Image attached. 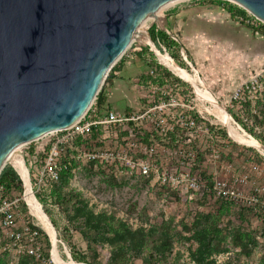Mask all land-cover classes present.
<instances>
[{"label": "rangeland", "instance_id": "374dc122", "mask_svg": "<svg viewBox=\"0 0 264 264\" xmlns=\"http://www.w3.org/2000/svg\"><path fill=\"white\" fill-rule=\"evenodd\" d=\"M219 1L221 0H181L163 8V12L165 13L167 9L209 4L223 7L222 4L218 5ZM233 4L237 5L236 3ZM237 6L241 8L239 5ZM153 21L154 19L150 18L144 27L151 28L150 25ZM143 42L147 43L148 40L146 39ZM135 47H142V45L138 41H134L127 52ZM161 47L164 48L162 52L160 51L162 54H157L161 63L163 62L162 65H165H163L164 67L167 65L176 69L172 65L175 62L176 66L186 69L193 76L197 75L191 70L190 62L192 63V60L186 51L181 50L178 59H176L164 45H161ZM150 51L154 54L151 49ZM183 51L184 55L187 56V60L182 54ZM167 55L169 56L168 59ZM155 58L159 62L156 55ZM181 61L184 65L180 63ZM194 67L197 68L195 65ZM190 79L193 81V78ZM263 87L260 86L259 89L262 90ZM211 93L214 99L232 115L236 124L234 125L230 119L226 118V123L237 139L231 136V130L222 122L212 116L209 117L211 121L218 122L217 126L224 139L223 144H220L224 147L223 158L226 161L234 162L239 169L257 167L258 171L256 175H253V178L256 180L257 185L264 184V142L255 138L248 130V126L252 127L254 122L253 117L249 116L257 111H251L250 115H243L233 107L230 101L227 102L225 98L220 99L213 92ZM236 130L248 141L254 140L256 144L239 137ZM255 131L260 133L262 130L256 128ZM44 140L45 138L38 139L22 145L16 151L25 166H29L27 156L29 150L33 146H41ZM8 164L12 166L10 162ZM63 181L68 185L65 188V193L71 196L78 195L80 205L75 203L78 200L75 198L71 204L68 203L66 208L60 205L54 192L46 195L45 192L37 193L35 187L33 188L41 208L37 202L36 205L50 223L53 236L43 228L31 213L25 200L26 187L24 183L22 193L18 191L13 193L14 196L23 199L16 209L18 214L16 215L17 227L21 229L26 221H29L33 227H37L39 234L35 241L44 249V252L47 249L49 250L50 260L38 261L25 253H21L14 240L8 235L10 230L0 226V263L60 264L57 259L58 255L67 264H84L80 258L85 257L86 259L95 257L100 264H111L112 251L121 249L123 252L129 246L135 245L137 240H133L134 238L149 237L158 226L166 225L172 232L171 251L164 256L162 255V257L159 256L156 259V264H264V216L252 214L251 211L244 210V207L235 205L223 210L219 203L221 200H209L199 193H180V199L171 198V193L167 190L152 185L148 181L139 177L122 175L106 166L90 162L81 163L77 171L72 176L63 179ZM60 185H62V181L58 183V186ZM198 202L205 203V206H200L201 210L196 207ZM80 208L86 214L76 213L77 209ZM195 211L198 214L213 216L210 226L217 229V235L220 239V242L214 246V249L218 251L211 253L204 259L198 256L199 242H197L193 230V226L197 221L193 218ZM87 218H90V222H92V219L100 218L101 230L96 231L91 224L88 225L85 222ZM106 221H108V224ZM81 223H85L87 226L80 228ZM103 227H106V229ZM85 230L95 236V240L91 239V243L81 232ZM98 233H102V239L105 237L106 239L97 242L96 238H100L96 237ZM133 235H135L134 238H132ZM24 239L28 240V235H25ZM53 241H55V246ZM92 241H94L93 246ZM68 253L72 258L68 256ZM134 264H143V260L135 259Z\"/></svg>", "mask_w": 264, "mask_h": 264}, {"label": "built area", "instance_id": "2783aa9c", "mask_svg": "<svg viewBox=\"0 0 264 264\" xmlns=\"http://www.w3.org/2000/svg\"><path fill=\"white\" fill-rule=\"evenodd\" d=\"M244 10V16L236 17L264 33V21ZM260 76L237 89L230 102L244 88L249 89V84L260 87ZM137 88L142 94L138 109L101 112L96 98L74 124L41 138H45L42 145L34 147L42 154L27 153L32 190L35 187L37 193L48 195L63 170L75 173L81 163L93 162L182 194L199 193L209 200L264 210V184L257 185L253 178L257 167L239 169L223 158L220 144L224 139L218 122L209 117L221 121L193 85L170 69L165 73L150 68ZM22 200L4 196L0 188V226L10 230L8 235L21 253L39 258L41 246L35 241L39 231L29 221L21 229L17 227L16 209Z\"/></svg>", "mask_w": 264, "mask_h": 264}, {"label": "water", "instance_id": "95a60500", "mask_svg": "<svg viewBox=\"0 0 264 264\" xmlns=\"http://www.w3.org/2000/svg\"><path fill=\"white\" fill-rule=\"evenodd\" d=\"M178 1L0 0V173L18 147L78 121L134 41L161 63L151 28L170 34L163 8ZM227 1L264 21V0Z\"/></svg>", "mask_w": 264, "mask_h": 264}, {"label": "crops", "instance_id": "0c3cea01", "mask_svg": "<svg viewBox=\"0 0 264 264\" xmlns=\"http://www.w3.org/2000/svg\"><path fill=\"white\" fill-rule=\"evenodd\" d=\"M165 14L169 35L182 45L204 85L218 98L230 101L244 83L264 73V33L224 7H180ZM142 47L127 52L107 81V109L127 111L141 106L137 84L147 75L151 61Z\"/></svg>", "mask_w": 264, "mask_h": 264}, {"label": "trees", "instance_id": "16d2710c", "mask_svg": "<svg viewBox=\"0 0 264 264\" xmlns=\"http://www.w3.org/2000/svg\"><path fill=\"white\" fill-rule=\"evenodd\" d=\"M223 5V7L231 13L232 16H244L246 11L242 8H239L237 5H234L233 3L229 1H219L218 5ZM151 34L153 36V39L158 42L161 45H164L168 50L171 51V55L178 59L181 50H182V45L173 39L167 32L157 30L155 26L151 28ZM142 53H148L150 57V63L149 67L157 69L159 71H163L165 73H169V70L167 72V68L164 67L162 64H160L156 58L155 55L150 51V48L148 46L142 47ZM180 59V58H179ZM122 58L114 65V67L111 69L110 73L113 74V72L116 70L118 64ZM182 65L183 62H180ZM109 80V79H108ZM258 85L264 86V73L262 76L258 78ZM250 88L246 89L244 88L242 91L239 92L238 97L236 99H233L232 105L233 107H237L239 105V113L246 115L251 113V111L256 110L259 113H255L250 115L249 117H253L254 122L253 126L250 127L248 126L249 132L254 135L255 138L258 140L264 142V87L262 90L259 89L257 86V89H254L253 86L255 84H249ZM97 102L99 105V108L101 112H105L108 110L106 108V103H107V85L104 86V88L98 93L97 95ZM256 128L261 129L262 131L260 133H257L255 130ZM29 153L32 156H38L42 153H38L37 149L33 146L30 150ZM89 163V162H88ZM93 163V162H90ZM96 164V163H94ZM73 175V172L71 169H65L63 170L60 181H62V185L58 186V183L56 184L55 188L51 193H55V196L57 200L59 201L60 205L64 206L67 208L68 203L73 202L75 198L78 200L75 201L76 204L80 205V199L78 195H70L65 193V188L68 187L67 184H65V181L63 179H66L67 177H70ZM145 181H148L147 179L141 178ZM149 182V181H148ZM158 186V185H156ZM161 189L167 190L169 193H171L170 197L174 198L176 197L177 199H180L181 195L179 192L173 190L169 186H159ZM0 188L1 191L3 192V195L8 197V198H14V191H18L22 193L24 191V185H23V180L21 179L20 175L18 172L15 170V168L9 164H7L4 169L0 173ZM176 192V193H175ZM13 195V196H12ZM204 198L205 196L202 195ZM70 200V201H69ZM209 204L211 202H208ZM220 203V207L225 209H229L231 206H235L236 204L228 201V200H222ZM74 205V206H78ZM200 206H205V203L198 202L196 203V207L199 209L201 208ZM237 206V205H236ZM239 206V205H238ZM244 207V210L251 211L252 214H259L264 216V210L260 209L259 207ZM201 210V209H200ZM195 211L193 213V218L194 220H197L196 223L193 226L194 234L196 236L197 242H199V248H198V256L201 259H204L205 257H208L211 253L218 251L214 249V246L220 242V239L218 238V233L216 228H212L210 226V221L213 218L205 215V214H198ZM76 213L78 214H86L84 210L77 209ZM89 214L92 215L91 212ZM217 220H219L218 216H216ZM100 219V218H99ZM98 218L96 220L92 219V222H90V218H87L85 222L95 228L96 231H100L102 227H100L101 221ZM204 220V221H203ZM108 224V221H106ZM83 226H87L85 223H81L80 228H83ZM106 229V227H103ZM34 229H37V227H34ZM38 230V229H37ZM39 231V230H38ZM84 237H86L89 242L91 243V239L95 240V236L91 235L88 230L81 231ZM92 233V231H91ZM102 233H98L96 237L97 242H102ZM135 235L132 236L134 238ZM171 238H172V232L170 228L166 225H161L158 226L157 229L153 230L152 233L149 235V237H139V239L134 238L133 240L135 241L134 246H129L125 251L122 252V250H114L112 251V257H111V264H134L135 259H141L143 260V264H156V259L159 258V256L162 257V255L168 254L171 250ZM92 241V246H93ZM122 252V253H121ZM75 258L79 259L75 255H73ZM32 258L38 260V261H45V260H50V253L49 250L47 249L44 252V249L41 247V257L37 258L35 256H31ZM83 260L84 263L87 264H100V262L97 260V258L93 257L92 259H86L85 258H80ZM200 260V259H199ZM3 264V263H0Z\"/></svg>", "mask_w": 264, "mask_h": 264}, {"label": "bare ground", "instance_id": "6f19581e", "mask_svg": "<svg viewBox=\"0 0 264 264\" xmlns=\"http://www.w3.org/2000/svg\"><path fill=\"white\" fill-rule=\"evenodd\" d=\"M146 27H143L140 32L138 33V35L136 36L137 38L140 39V41H145L146 39L142 36L141 33H143L144 29ZM157 53L162 54L160 51H158L156 48H154ZM164 56V55H163ZM169 58V56L167 55V59ZM163 63V62H162ZM174 67H176V69L174 68H169L171 69V71H173L176 75H178L180 78H182L183 80H185L186 82L190 83L191 85H193L195 87V89L198 91V93L206 100H208V102L211 104V106L208 107V109L210 111H212L217 117L218 119L228 128L231 130V136L235 137L236 136L233 134L232 129L230 128V126L226 123V118L230 119L234 125L235 122L233 120L232 115L227 111V109L220 103H218L214 97L213 94L210 92V90L203 84V82L201 83V79H199L198 75L193 76L192 73H189L186 69H182L178 66H176V63L173 62L172 64ZM188 77V78H187ZM193 78V81L190 78ZM236 133L239 137L247 140L245 137H243L240 132L238 130H236ZM237 139V138H236ZM248 141V140H247ZM250 143H254L256 144V142L253 141H248ZM21 147V146H20ZM18 147V149L20 148ZM17 149V150H18ZM16 150V151H17ZM16 151L14 153H12L9 158H8V162H10L11 164H13L17 171L20 173V175L25 179L26 181V201L27 204L30 207V211L31 213L37 218V220L40 222V224L43 226V228L51 235L53 236V231L51 228L50 223L45 219V217L43 216V213L41 212V210L37 207L36 202L38 203L39 207L41 208V204L38 201L37 197L35 196L31 184L29 183L28 180V168L27 166H25L24 162L22 161V158L20 156H18L16 154ZM27 170V171H26ZM53 244L55 246V241H53ZM70 258H72L70 256ZM57 259L60 262V264H67L65 263L58 255H57Z\"/></svg>", "mask_w": 264, "mask_h": 264}]
</instances>
